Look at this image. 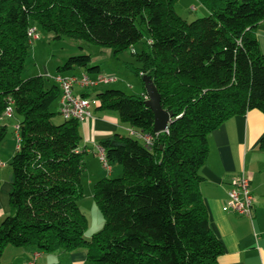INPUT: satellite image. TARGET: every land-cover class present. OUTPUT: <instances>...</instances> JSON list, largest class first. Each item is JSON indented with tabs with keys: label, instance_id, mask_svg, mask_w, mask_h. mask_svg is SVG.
Instances as JSON below:
<instances>
[{
	"label": "trees",
	"instance_id": "16d2710c",
	"mask_svg": "<svg viewBox=\"0 0 264 264\" xmlns=\"http://www.w3.org/2000/svg\"><path fill=\"white\" fill-rule=\"evenodd\" d=\"M177 1L0 0V119L19 118L0 258L7 246L31 248L37 257L84 248L93 264H218L223 247L209 226L199 171L211 132L247 111L264 114V53L254 35L264 26V0H198L208 16L191 22L174 12ZM31 27L111 49L114 56L130 49L141 63L134 73L142 95L103 90L93 97L98 110L116 112L151 142L119 134L97 141L107 166H121L122 176L94 183L104 226L89 241L78 205L84 198L80 123L64 119L59 106L63 122H51L50 107L61 96L54 77L50 86L44 76L21 78ZM90 63L89 55L68 57L57 75L76 68L99 73ZM143 77L172 113L166 133L152 130ZM5 135L0 126V144ZM258 149L264 153V135Z\"/></svg>",
	"mask_w": 264,
	"mask_h": 264
},
{
	"label": "crops",
	"instance_id": "0c3cea01",
	"mask_svg": "<svg viewBox=\"0 0 264 264\" xmlns=\"http://www.w3.org/2000/svg\"><path fill=\"white\" fill-rule=\"evenodd\" d=\"M254 35L260 52L264 53L262 24L256 27ZM71 71H74L73 74L64 76L86 74L94 78L105 74L100 68V72L92 76L83 69ZM56 75L45 77L53 78ZM74 92L78 95L87 94L88 99H93L96 95L90 96L86 89L78 85L74 86ZM89 112V118L79 126L82 138L79 151L84 153V170L90 177L89 184H92L95 177L101 180L118 173L117 167L110 165V169L99 160L100 146L97 141L113 134L134 136L130 134L134 131L122 124L118 115L107 110H98L95 104L91 105ZM4 120L0 119V126H5L2 124ZM263 135L264 114L258 110H250L244 115L228 119L207 137L208 153L199 171L202 178L199 192L207 210L211 231L223 247V253L217 258L218 264H264V153L258 149V142ZM242 176L249 180V189L253 197L250 217L239 216L222 209L227 200L230 182ZM8 184L10 189V176ZM35 253L37 252L31 248L7 246L3 250L0 262L27 264ZM5 254H8L9 258L2 262ZM85 262H88L86 254L76 253V258L71 264ZM36 264H56V261L53 256L38 253Z\"/></svg>",
	"mask_w": 264,
	"mask_h": 264
},
{
	"label": "rangeland",
	"instance_id": "374dc122",
	"mask_svg": "<svg viewBox=\"0 0 264 264\" xmlns=\"http://www.w3.org/2000/svg\"><path fill=\"white\" fill-rule=\"evenodd\" d=\"M174 12L187 22L208 16L207 9L198 0H178L174 4ZM36 35V40L31 41L30 44V49L21 74L22 79L25 80L33 76H44L45 85L50 86L54 83L50 77L57 74V67L62 66L68 57L89 55L91 58L89 67L97 66L105 74L107 73V75H114L116 77L114 83L100 85L97 88H87V93L90 96L103 90H120L127 96L141 95L143 90L141 78L134 73V70L141 68V63L135 55L131 54L130 49L114 56L111 49L69 38L55 39L54 34L40 29H36ZM142 42H145V38ZM141 49V44L133 46V51L137 54H140ZM72 72L74 71H65L60 74L69 75L73 74ZM88 74L92 76L91 73ZM50 111L55 114L51 119L54 125L63 122V119L58 115V101L52 104ZM113 113L117 115L116 112ZM18 122L19 118L16 116L2 122L7 127L6 135L0 144V163L3 164V167H0V223L9 213L8 194L10 189L8 178L10 176V170L8 163L16 150L17 138L15 126ZM114 166L117 167L118 173H114L108 179H117L122 176L121 166ZM89 178V175L83 170L81 183L84 190V198L79 200L78 205L82 214L87 219V227L83 234L85 241H89L91 236L99 232L104 226V218L92 197L93 185L100 179L95 177L92 179V184H89ZM76 253H84L85 255L86 251L84 248H80L72 252L57 251L45 255L53 256L56 264H71L76 258ZM8 258V254H5L2 262H6ZM84 264L93 263L88 261Z\"/></svg>",
	"mask_w": 264,
	"mask_h": 264
},
{
	"label": "built area",
	"instance_id": "2783aa9c",
	"mask_svg": "<svg viewBox=\"0 0 264 264\" xmlns=\"http://www.w3.org/2000/svg\"><path fill=\"white\" fill-rule=\"evenodd\" d=\"M27 36L30 42L36 40V28L31 27L27 31ZM53 80L59 85L61 96L59 99V113L64 119H73L78 123H83L90 116V107L95 104L94 99H88L74 93V86L78 85L83 89L95 88L100 85H108L116 81L114 75L101 74L94 78L88 77L86 74L80 76H61L57 75ZM10 109L6 111L5 116H9ZM167 129L164 131L166 133ZM149 145L151 142L150 136H140L137 133H131ZM158 134V133H155ZM99 160L107 167L103 150L99 149ZM0 167L3 164L0 163ZM253 197L249 189V180L242 176L233 179L230 182V189L227 192V200L223 206V211L233 212L239 216L250 217L252 212ZM37 255L33 256L35 260ZM27 264H34L29 262Z\"/></svg>",
	"mask_w": 264,
	"mask_h": 264
},
{
	"label": "water",
	"instance_id": "95a60500",
	"mask_svg": "<svg viewBox=\"0 0 264 264\" xmlns=\"http://www.w3.org/2000/svg\"><path fill=\"white\" fill-rule=\"evenodd\" d=\"M144 89L146 93V99L144 105L149 108L153 113V132H164L171 121L172 113L163 110L160 104V96L156 91L152 81L149 77H143Z\"/></svg>",
	"mask_w": 264,
	"mask_h": 264
}]
</instances>
